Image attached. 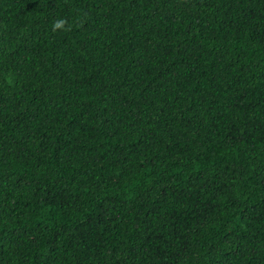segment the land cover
<instances>
[{
  "label": "trees",
  "instance_id": "16d2710c",
  "mask_svg": "<svg viewBox=\"0 0 264 264\" xmlns=\"http://www.w3.org/2000/svg\"><path fill=\"white\" fill-rule=\"evenodd\" d=\"M0 264H264V0H0Z\"/></svg>",
  "mask_w": 264,
  "mask_h": 264
},
{
  "label": "clouds",
  "instance_id": "9594fccd",
  "mask_svg": "<svg viewBox=\"0 0 264 264\" xmlns=\"http://www.w3.org/2000/svg\"><path fill=\"white\" fill-rule=\"evenodd\" d=\"M53 32H70L72 30V26L69 24L67 18H59L54 21L53 26H52ZM8 83L11 84L12 80L9 77L8 78Z\"/></svg>",
  "mask_w": 264,
  "mask_h": 264
}]
</instances>
